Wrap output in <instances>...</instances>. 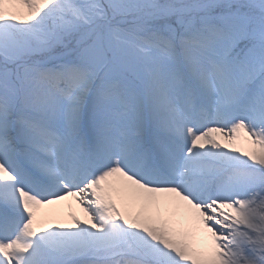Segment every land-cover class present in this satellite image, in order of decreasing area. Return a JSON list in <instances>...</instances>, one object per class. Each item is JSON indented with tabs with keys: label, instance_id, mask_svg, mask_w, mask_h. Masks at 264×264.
<instances>
[{
	"label": "snow or ice",
	"instance_id": "snow-or-ice-1",
	"mask_svg": "<svg viewBox=\"0 0 264 264\" xmlns=\"http://www.w3.org/2000/svg\"><path fill=\"white\" fill-rule=\"evenodd\" d=\"M0 264H264V0H0Z\"/></svg>",
	"mask_w": 264,
	"mask_h": 264
},
{
	"label": "bare ground",
	"instance_id": "bare-ground-1",
	"mask_svg": "<svg viewBox=\"0 0 264 264\" xmlns=\"http://www.w3.org/2000/svg\"><path fill=\"white\" fill-rule=\"evenodd\" d=\"M241 146L244 147V148H246V149L253 148V145L249 144L247 141L242 142ZM66 204H67V202H66ZM63 211L64 212L75 211L78 215H81L82 216V212H81L80 208L75 204L74 201L72 202V207L71 208H68L65 205V207L63 208Z\"/></svg>",
	"mask_w": 264,
	"mask_h": 264
},
{
	"label": "rangeland",
	"instance_id": "rangeland-1",
	"mask_svg": "<svg viewBox=\"0 0 264 264\" xmlns=\"http://www.w3.org/2000/svg\"><path fill=\"white\" fill-rule=\"evenodd\" d=\"M253 147H255V146H253Z\"/></svg>",
	"mask_w": 264,
	"mask_h": 264
}]
</instances>
